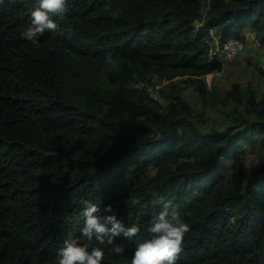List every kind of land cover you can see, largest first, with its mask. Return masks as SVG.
<instances>
[{"label": "trees", "instance_id": "obj_1", "mask_svg": "<svg viewBox=\"0 0 264 264\" xmlns=\"http://www.w3.org/2000/svg\"><path fill=\"white\" fill-rule=\"evenodd\" d=\"M37 6L0 0V264H54L67 232L85 242L84 200L140 228L114 239L120 255L100 245L101 264H129L167 200L188 225L176 264H264V100L205 80L223 69L208 29L262 41L264 0H69L33 45L21 33ZM255 144V167L228 166Z\"/></svg>", "mask_w": 264, "mask_h": 264}, {"label": "clouds", "instance_id": "obj_2", "mask_svg": "<svg viewBox=\"0 0 264 264\" xmlns=\"http://www.w3.org/2000/svg\"><path fill=\"white\" fill-rule=\"evenodd\" d=\"M68 3L69 0H37L38 6L31 11L30 22L21 35L33 45H38V38L41 35L58 29L59 22L68 12ZM205 10L206 8L200 18L193 22L195 32L203 28ZM208 31L212 38L209 54L211 57H217L212 55V49L228 41L220 45L218 36L212 30L208 29ZM231 40L237 44V51L240 43L234 38ZM151 81L155 90L167 84L166 80H161L155 74L151 75ZM81 204L79 216L83 218V224L80 235L85 242L81 243L72 232L65 233L61 246L56 249L54 264H101L105 250L100 245H111V252L120 255L124 252V248L120 244H114V239L122 236L132 240L140 232V228L135 224L126 226L118 218L111 204H105L103 209L99 204L87 200L81 201ZM187 231L188 225L182 219L178 207L171 200L164 201L161 210L151 218L147 227L150 236L136 244L129 264H176ZM93 241L96 243L93 244Z\"/></svg>", "mask_w": 264, "mask_h": 264}, {"label": "rangeland", "instance_id": "obj_3", "mask_svg": "<svg viewBox=\"0 0 264 264\" xmlns=\"http://www.w3.org/2000/svg\"><path fill=\"white\" fill-rule=\"evenodd\" d=\"M220 60L223 63V69L205 78L210 87L223 96L232 83H238L250 86L256 90V97L262 96L264 100V38L259 41L254 38L253 34H247L245 44H239L234 56ZM152 96L156 97V94L152 93ZM181 96L186 101L191 100L197 109L200 108L199 98L192 87L183 89ZM204 112L207 116L214 118L219 126V115H214L215 112L212 113L208 107ZM255 145L253 148H244L243 153H239L236 160L228 162V166L240 161L244 169L255 167L259 162V150H261L258 144ZM227 172L228 170H225L224 174Z\"/></svg>", "mask_w": 264, "mask_h": 264}, {"label": "built area", "instance_id": "obj_4", "mask_svg": "<svg viewBox=\"0 0 264 264\" xmlns=\"http://www.w3.org/2000/svg\"><path fill=\"white\" fill-rule=\"evenodd\" d=\"M236 49L237 44L233 40H230L222 46L216 45L215 48L212 49L211 53L213 56L229 57L235 53Z\"/></svg>", "mask_w": 264, "mask_h": 264}, {"label": "bare ground", "instance_id": "obj_5", "mask_svg": "<svg viewBox=\"0 0 264 264\" xmlns=\"http://www.w3.org/2000/svg\"><path fill=\"white\" fill-rule=\"evenodd\" d=\"M231 39H233V38H230L229 40H231ZM229 40H227V41H229ZM217 58H219L218 56H217ZM220 59V58H219Z\"/></svg>", "mask_w": 264, "mask_h": 264}]
</instances>
